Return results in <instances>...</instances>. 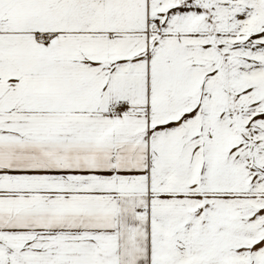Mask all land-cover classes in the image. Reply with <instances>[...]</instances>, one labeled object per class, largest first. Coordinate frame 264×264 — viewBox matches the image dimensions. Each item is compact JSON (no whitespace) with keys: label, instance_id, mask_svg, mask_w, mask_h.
Segmentation results:
<instances>
[{"label":"snow or ice","instance_id":"6c2138e0","mask_svg":"<svg viewBox=\"0 0 264 264\" xmlns=\"http://www.w3.org/2000/svg\"><path fill=\"white\" fill-rule=\"evenodd\" d=\"M0 264H264V0H0Z\"/></svg>","mask_w":264,"mask_h":264}]
</instances>
